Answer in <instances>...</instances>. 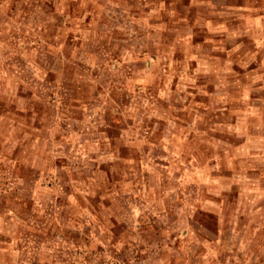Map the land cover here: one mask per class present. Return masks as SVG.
<instances>
[{"label":"rangeland","instance_id":"1","mask_svg":"<svg viewBox=\"0 0 264 264\" xmlns=\"http://www.w3.org/2000/svg\"><path fill=\"white\" fill-rule=\"evenodd\" d=\"M0 264H264V0H0Z\"/></svg>","mask_w":264,"mask_h":264}]
</instances>
